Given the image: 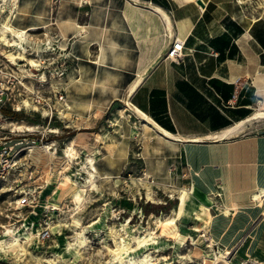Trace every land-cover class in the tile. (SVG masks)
Returning a JSON list of instances; mask_svg holds the SVG:
<instances>
[{
  "label": "crops",
  "instance_id": "0c3cea01",
  "mask_svg": "<svg viewBox=\"0 0 264 264\" xmlns=\"http://www.w3.org/2000/svg\"><path fill=\"white\" fill-rule=\"evenodd\" d=\"M251 1L18 0L12 25L31 30L34 50L45 33L69 55L59 82L71 123L105 128L123 99L148 118L128 114L107 125L84 163L92 157L97 178L120 179L137 167L157 185L217 192L211 232L227 248L248 232L256 255L264 251V198L259 207L250 194L264 193V117L218 136L264 113V9ZM174 37L184 42L179 61L165 58Z\"/></svg>",
  "mask_w": 264,
  "mask_h": 264
},
{
  "label": "rangeland",
  "instance_id": "374dc122",
  "mask_svg": "<svg viewBox=\"0 0 264 264\" xmlns=\"http://www.w3.org/2000/svg\"><path fill=\"white\" fill-rule=\"evenodd\" d=\"M251 8L264 9V0H252ZM0 36L7 38V45L12 41L3 29ZM3 48L6 55L12 51V47ZM125 104L126 99L117 102L105 128L81 119L67 124L57 117L49 121L42 110L19 112L21 119L11 117L14 112L9 109L1 111L5 126L17 130L10 143L22 138L31 141L33 165L25 170L22 159L4 179L0 177V264H142L145 259L147 264H209L214 255L222 257L221 264H261L256 260L264 261V251L255 255L248 250V232L228 248L211 232V216L220 213L218 195L201 196L181 183L157 185L143 179L137 167L120 179H99L95 174L93 184L86 183L90 168L89 163L84 165L85 158L107 125L118 127L115 119L128 114L131 121L139 119ZM26 130L31 134L23 137ZM68 146L71 157H66ZM76 188L84 189L81 200L71 196ZM24 193L38 199L37 213L18 205ZM46 205L54 206L50 239L28 244L20 232L11 237L24 221L39 218ZM116 244L124 248L117 256L112 252Z\"/></svg>",
  "mask_w": 264,
  "mask_h": 264
},
{
  "label": "built area",
  "instance_id": "2783aa9c",
  "mask_svg": "<svg viewBox=\"0 0 264 264\" xmlns=\"http://www.w3.org/2000/svg\"><path fill=\"white\" fill-rule=\"evenodd\" d=\"M3 5L4 0H0L1 35L2 29L5 31V23L16 29L12 25V20L17 14L18 0H9L7 6ZM4 12L6 14L3 19ZM19 31H21V37L14 32L5 31L12 40L7 41L8 45L4 42L7 38L0 36V116L3 109H9L17 113L42 110L49 121L53 117H57L62 119V123H71L65 91L60 88L59 82L66 75V60L69 55L61 53L55 44L56 42L51 40L45 33L39 34L38 45L40 46L38 50H34V39L31 36V30ZM183 43L180 38L174 37L166 50L165 58L173 61L181 60L185 54ZM2 46L12 47V51L9 53L12 54V57L4 54ZM20 53L30 56L29 60H26L24 56H20ZM1 118L5 120L4 117L1 116ZM13 129L5 126L4 123H0V134L2 135L0 137V177L2 179L10 171L16 169L22 159L21 163L24 164L25 170H30L31 165H33L31 160L33 147L29 144L31 141L22 138L20 141L10 143V141L16 139ZM30 134L31 132L27 131L22 136L26 137ZM16 145L21 146L16 147ZM174 169L173 167L172 170L174 171ZM151 182L153 181L151 180ZM17 201L21 207L33 208V213H37L35 211L36 207L41 206L38 199L31 198L30 193H24ZM42 208H44L43 213L39 218L24 221L21 226L12 231L11 237L15 234L18 235L20 232L19 235L28 244H31V241L43 243L50 239L53 235L54 215L52 211L54 206L46 205Z\"/></svg>",
  "mask_w": 264,
  "mask_h": 264
},
{
  "label": "bare ground",
  "instance_id": "6f19581e",
  "mask_svg": "<svg viewBox=\"0 0 264 264\" xmlns=\"http://www.w3.org/2000/svg\"><path fill=\"white\" fill-rule=\"evenodd\" d=\"M4 29H5V31H11V32H14L17 36H20L21 37V31H19V30H15L14 28H12L8 23H5L4 24ZM13 43V42H12ZM9 55H11L12 56V54H9ZM138 81V80H137ZM132 86V85H131ZM129 94V93H128ZM129 101L127 100L126 101V104H125V107L128 109L129 108ZM133 110H135L134 108H133ZM136 114H137V117L140 119V120H142V121H147L148 122V118L142 113V112H140L139 110H137L136 111ZM260 117H264V113H261L260 111L259 112H254L249 118H247V120H245V121H243V122H240V123H238V124H236L235 126H233V127H231V128H229L228 130H226V131H224V133H219V135L218 136H222V135H224V134H229V133H231L232 131L234 132L235 130H237V129H239V128H241L243 125H244V123L246 122V121H249V120H251L252 121V119H257V118H260ZM144 121V122H145ZM0 123H3V120H2V118H1V116H0ZM31 129V128H30ZM13 131L16 133V129L14 128L13 129ZM26 131H30L31 132V130H26ZM164 132V131H163ZM135 133V130L133 129V134ZM165 134H167L168 136H171L172 137V135L171 134H168V133H166V132H164ZM214 135V134H213ZM217 136V137H218ZM225 136V135H224ZM67 151H66V157H71L70 155H71V151H72V147L71 146H68L67 147V149H66ZM87 161H88V163H89V167L91 168V169H93L94 168V166H93V160H92V157L90 158H88L87 159ZM95 172V171H94ZM92 170H87V174H88V178H86V183H89V184H93V179H94V177H95V173H94ZM84 189H82V190H80V189H73L72 191H71V196L74 198V199H76V200H81L82 198H83V194H82V191H83ZM193 190H194V188H193ZM262 190H264V189H262ZM181 195V194H180ZM214 195H218V193L217 192H215L214 193ZM262 195H264V193H262L261 192V189H255V190H253L252 192H251V194H250V198H251V201L252 202H254L257 206H261V204H262V198H264V197H262ZM191 196V195H190ZM189 196V197H190ZM202 196V195H201ZM185 198H187V197H185ZM235 205V204H234ZM184 207V206H183ZM233 207V206H232ZM236 207V206H235ZM237 210V209H236ZM227 211V210H226ZM197 215V214H196ZM99 221V219L97 220V221H94L93 222V224H96L97 222ZM169 222H172V219L171 220H169L168 221V223ZM7 248H8V246H7ZM121 251H124V248H123V246H121L120 244H116V248L115 249H113L112 250V252H113V254L115 255V256H117ZM146 257V256H145ZM220 258H222V257H220V256H217V255H214V260H213V262H209V264H221V262H220ZM210 259V258H209ZM147 261L148 260H143V261H141V263L142 264H147ZM204 261V260H203ZM223 263H225L226 261L224 260V261H222ZM260 263H262V264H264V261H262V262H260ZM128 264H134L133 262H128Z\"/></svg>",
  "mask_w": 264,
  "mask_h": 264
},
{
  "label": "trees",
  "instance_id": "16d2710c",
  "mask_svg": "<svg viewBox=\"0 0 264 264\" xmlns=\"http://www.w3.org/2000/svg\"><path fill=\"white\" fill-rule=\"evenodd\" d=\"M5 113H10V112H5ZM11 117L15 118V119H21V114L14 112V113H10Z\"/></svg>",
  "mask_w": 264,
  "mask_h": 264
}]
</instances>
